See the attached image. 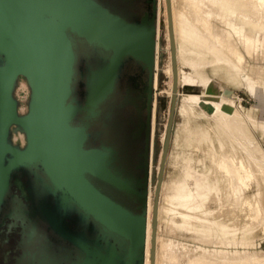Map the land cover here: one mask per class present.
<instances>
[{"label": "rangeland", "instance_id": "374dc122", "mask_svg": "<svg viewBox=\"0 0 264 264\" xmlns=\"http://www.w3.org/2000/svg\"><path fill=\"white\" fill-rule=\"evenodd\" d=\"M225 1L188 0L187 12L198 10L197 16L212 24L217 35L231 40L227 44L234 55L240 52L243 61L225 51L220 63L207 39L190 25V14H186L185 28L193 33L192 40L174 35L177 59V42L181 46L177 70L180 65L194 82L178 83L177 111L159 197L155 252L159 264H264V31L254 32L244 22L241 5L224 9ZM171 3L174 12L173 6L180 3ZM168 19L167 0H158L155 155L147 207L152 239L154 199L174 84ZM248 33L250 43H256L254 54L245 49ZM15 95L19 112L24 113L28 95L24 80H19ZM195 97H206L209 103ZM14 140L22 145V134L16 131ZM152 239L148 244L146 238L145 264L152 263Z\"/></svg>", "mask_w": 264, "mask_h": 264}, {"label": "water", "instance_id": "95a60500", "mask_svg": "<svg viewBox=\"0 0 264 264\" xmlns=\"http://www.w3.org/2000/svg\"><path fill=\"white\" fill-rule=\"evenodd\" d=\"M152 35L151 29L150 63ZM139 39L135 28L95 0H0V209L15 172L41 171L48 181L43 212L51 230L78 249L80 256L72 264H144L147 189L138 196V215L102 194L90 179L133 191L111 171L113 151L84 149L85 128L72 126L80 112L92 115L111 92L123 57ZM82 43L113 53L108 66L88 72L83 108L68 102ZM20 78L30 90L25 115L18 114L13 96ZM175 101L172 97L154 219ZM16 131L25 138L23 148L12 144Z\"/></svg>", "mask_w": 264, "mask_h": 264}, {"label": "flooded vegetation", "instance_id": "af4514ba", "mask_svg": "<svg viewBox=\"0 0 264 264\" xmlns=\"http://www.w3.org/2000/svg\"><path fill=\"white\" fill-rule=\"evenodd\" d=\"M95 1L135 28L140 39L133 44L131 53L123 57L111 92L98 104L92 115L87 111L80 112L72 126L85 128L87 140L84 149H100L103 146L113 151L111 171L127 183L133 193L95 179H90L91 183L113 202L131 214L138 215V196L145 188L148 189L150 167L155 155L156 73L148 56L151 29L154 44L156 40L158 0ZM112 57V51L107 52L84 43L79 45L68 102L81 108L85 106L88 72L108 66ZM15 90L13 96L18 101V114L25 115L30 90L28 88L24 113L19 112L20 102ZM86 115L89 118L85 119ZM14 137L12 133L10 139L16 145ZM22 143L21 148L25 145L24 136ZM14 174L16 178H12L5 203L0 209V264H72L77 261L80 256L78 249L57 236L46 221L43 203L48 200L45 192L48 181L45 175L36 169Z\"/></svg>", "mask_w": 264, "mask_h": 264}, {"label": "bare ground", "instance_id": "6f19581e", "mask_svg": "<svg viewBox=\"0 0 264 264\" xmlns=\"http://www.w3.org/2000/svg\"><path fill=\"white\" fill-rule=\"evenodd\" d=\"M177 1L180 3V5L178 6V7H180V11H176V10H179V9H176L178 7H175L176 4L175 5L173 4L174 5L173 8H172L174 10V12H173L171 10V4L173 2L171 3V0H167L168 17H169L168 20H169V24H170V39H171V45H172L173 72H174V78H173L174 84H173V95H172V97L176 98L175 106H174V115L176 114V111H177L176 106H177V100H178V95H179V87L182 86L183 84H185L186 82H188V83L194 82L192 79H190L191 76H188L187 73H183L181 71L180 65L178 66V70H177V62H178L177 60L181 61L182 58H181V55H180L181 54L180 53L181 46H180V43L177 42V44H178V46H177L178 47V52H177L178 53V59H177V56H176V50L177 49H176V46H175V44H176L175 43L176 42L175 39L178 37V39L179 38L180 39H184L185 38V40H188V39L192 40V38L194 37L193 33L191 34V31L190 30L188 31V29L186 30V28H185L186 27L185 22L188 23L187 22L188 21V19H187L188 16L186 14H190V15L193 16V19H192L193 23H191L190 25L193 24L192 26H196V32L200 31L199 34L204 36V39L205 38L207 39L206 43L207 42L210 43L211 50H212V52L216 53L219 56V58L218 57L217 58L219 59L220 63L223 60H225V51L227 52L228 55L232 54L233 58H235V59H237L239 61L240 60L243 61V57L241 56L240 52L238 51L237 52L238 54L235 53V55H234L233 54V50L234 49L232 50L231 45L227 44V43H230L231 40L227 42V41H225V39L222 38V36L217 35V33L213 29L214 27L212 28V24H209L205 20L202 21V19H200V17L197 16L198 10L195 9L194 12H190V11L187 12V9L190 6V4L188 3V0H177ZM236 4L237 5H241L240 6L241 9H242L241 18L244 19V22H246L247 24L253 26L254 32H257L258 29L264 31V0H228V1L226 0L223 3V7H224V9H229L232 5H236ZM199 10H201V8H199ZM175 11L178 12L179 14H176ZM246 11L250 12V14H247ZM172 13H173V15H172ZM178 15H179V17H178ZM172 16H173V20H172ZM186 16H187V18H186ZM173 22H174L175 32L176 33H174V30H173L174 29L173 25H172ZM197 25L199 26L198 29H197ZM207 27L209 28V30H208ZM175 34H176V38L174 36ZM177 35H180V36H177ZM182 36H183V38H181ZM246 36H247V38H246L247 40H246V44H245V49L247 51H249V52H253V54H254V51H256V43L255 44L254 43L253 44L250 43L251 36H250L249 33ZM156 46H157V43L155 41L153 57H152L153 68H154V65H155V48H156ZM229 58H230V56H229ZM179 82L182 83L180 86L178 85ZM195 98L198 101L200 100V103H201V101L208 102L206 97H195ZM211 102H212V100H210V104H211ZM178 106H179V104H178ZM173 129H174V125L172 124V129H171V134H170V141H171V136L173 134ZM16 139H17V141H21L20 140L21 136L17 135ZM157 185H158V182H157ZM162 186H163V179H162V182L160 184L159 197H160V194H161V191H162ZM156 191H157V189H156ZM159 197H158V204H157V209H156V216H155V219H153V239H152V230H151L150 224H148V212H147V216H146L144 259H145V251H146V238H147V243L148 244H150L151 239H152V263L151 264H155V262L157 261V260L155 261V256H156L155 252H156V245H157L156 244V239H157L156 238V234H157L156 232H157V228H158ZM148 203H149V188L147 189V207H148ZM157 248H158V246H157ZM148 258H149V256H148ZM144 264H145V260H144ZM157 264H159V263H157Z\"/></svg>", "mask_w": 264, "mask_h": 264}]
</instances>
